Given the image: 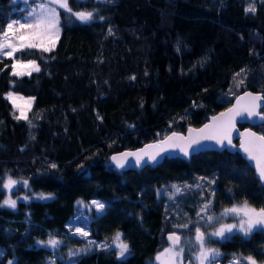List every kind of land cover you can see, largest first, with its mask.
Here are the masks:
<instances>
[{
    "label": "trees",
    "instance_id": "1",
    "mask_svg": "<svg viewBox=\"0 0 264 264\" xmlns=\"http://www.w3.org/2000/svg\"><path fill=\"white\" fill-rule=\"evenodd\" d=\"M68 4L51 51L0 57V264H155L166 234L184 241L196 231L198 208H264V185L238 152L166 158L140 171L112 165L115 153L201 127L245 91L264 93V0ZM77 11L93 19L80 21ZM21 15L20 1L0 0V25ZM14 60L40 70L14 75ZM10 91L33 97L28 120L16 119ZM253 128L264 136V121ZM6 178L21 185L15 207L2 202ZM174 185L181 192L163 193ZM91 201L104 207L87 211L88 241L70 226ZM117 233L125 257L94 244ZM51 238L55 248L39 243ZM228 240L219 245L227 254L264 259L263 230Z\"/></svg>",
    "mask_w": 264,
    "mask_h": 264
},
{
    "label": "snow or ice",
    "instance_id": "2",
    "mask_svg": "<svg viewBox=\"0 0 264 264\" xmlns=\"http://www.w3.org/2000/svg\"><path fill=\"white\" fill-rule=\"evenodd\" d=\"M59 5V7L67 10L68 12H72V8L69 7L68 0H49V3H39L37 5L38 10H33L28 13V16L25 19V22L21 23L19 20H9L5 25H0V55L3 56H13L15 53L23 51L25 49H43L44 51H51L52 48L55 46L56 39H58V12L52 5ZM246 11H255V8L249 6ZM76 18L80 21L88 22L93 19V12L91 11H77L73 13ZM100 19H104L100 17ZM30 21V22H29ZM111 34V29L109 30ZM34 71H39V67L35 65L34 61H28L27 64H22L20 62H16L12 65L13 74L14 75H30L31 71H22L20 69H28ZM135 79V77H133ZM250 95V94H249ZM9 99L12 100L13 104L15 105V99L13 98L12 93L8 94ZM253 99L259 100L264 99V97H254ZM30 107V104H29ZM239 113L235 109H229L227 113H221L219 117H212L213 121H220V123L216 126L217 132L215 133H206V130L213 128V125H205L203 129H199L198 133L200 134L201 139H210L216 140L221 145H224L225 141H227L228 145H231V135L230 130L234 127V116L238 115ZM252 111H248V115H253ZM226 117V119H224ZM16 119H24L28 120V116L24 109H21L20 115L16 116ZM192 129H189V132H192ZM177 134L173 133V137H176ZM250 136L255 137V134L252 133ZM173 137H168L165 141H161L160 145H148V148H158L155 154H147L149 155V159L151 161H156L157 157L160 156L161 152L164 151L163 145L167 144L169 141L172 140ZM183 139V137H180ZM255 140L259 143H242L240 147L249 154V156L257 161V169L259 172V178L264 180V136L255 137ZM199 140H192L188 145L191 147L192 144H198ZM173 147H177L178 145H172ZM143 152V150H141ZM187 155V151L182 149ZM258 152L259 155H255L254 153ZM122 156H134L136 157L135 163L139 164L143 159L142 156L138 155L137 153H127L121 154ZM113 161H116L117 166L124 167V162L117 159L116 156L112 157ZM147 163V161H145ZM52 167H56L52 165ZM25 185L27 181L23 182ZM17 184L16 180L11 178L8 179L7 184L3 186L5 188H11L13 185ZM179 191V189H177ZM41 198H44L43 196ZM27 199V197H25ZM79 203V202H78ZM97 209H102L104 205L98 201L92 202ZM3 205H7L9 207H15L16 201L12 199H5L3 201ZM228 213H239L242 214L244 219H241L239 223V227L245 233H248L252 230L255 226H264V208L255 209L250 208L247 203L245 202L242 206H233L231 209L225 210ZM211 219V217H208ZM237 227L236 225H226L222 226L220 230L214 233L216 236H223L225 231H232L233 228ZM77 232H80L82 235H87L84 233L82 229H77ZM120 233L116 234L115 239L120 240ZM204 236L205 234L200 231L199 228L196 229V241L200 244L201 250L199 254L200 264H204L206 260L209 258V254L214 250L204 249ZM173 239L175 243H179L180 238L178 236L170 237ZM39 243H47L53 247L57 246L59 241L55 239H49L48 241H41ZM120 255L123 256L128 251V245L126 243H120ZM169 250L166 249L165 252ZM250 264H256V261L253 260L251 257L248 258ZM11 264V262H9Z\"/></svg>",
    "mask_w": 264,
    "mask_h": 264
},
{
    "label": "rangeland",
    "instance_id": "3",
    "mask_svg": "<svg viewBox=\"0 0 264 264\" xmlns=\"http://www.w3.org/2000/svg\"><path fill=\"white\" fill-rule=\"evenodd\" d=\"M18 1H20V3H21L22 15L19 18H16L13 20H19L21 23L25 22V19L28 16L29 12H31L33 10H38L37 5L39 3H41V2L49 3V0H17V2ZM52 7H54L56 9V11L58 12L59 23H58L57 27L59 30L58 31V39H59L60 31H61V28H60V11L64 10V9L59 7V5H54V4L52 5ZM58 39H56V43H57ZM56 43H55V45H56ZM14 55L11 57L13 58ZM0 57H9V56L0 55ZM11 57H9V58H11ZM29 61H34V60H29ZM16 62H20L22 64L28 63V61L14 60L13 64ZM34 62H35V65H37L40 69L39 64L36 61H34ZM20 70L25 71V72L31 71V74L33 72H36L34 70H31L30 68L20 69ZM19 76H22V75H19ZM9 93H12L13 98L15 99V105L13 104L12 100L9 99L8 95H7V97L11 101V103L14 105V107L18 111L19 115H20L21 109H24L26 114L28 115V111H29V109L32 105V102H33V97L22 95V94L13 92V91H10ZM29 104H30V107H29ZM8 179L9 178H6L2 183V190L4 193V199L3 200L10 198V199L16 201V199H15L16 193L15 192L17 191L18 188L21 187L20 182L16 180L17 184L13 185L10 189L5 188L3 185L7 184ZM177 189H179V192H181V190L183 188L178 186V185H174V186H171V191L163 190V193H165V194L176 193V192H178ZM36 197L41 198L42 195H39ZM92 202L93 201H91V203H89V204H86V203L80 204V206H79L80 209L77 212L75 218L72 220V224L70 226L72 229V234L74 236L86 238L88 241L91 239L88 238V231L84 227V221L88 218L87 211L91 210L92 208L95 209L96 213H97V211L100 212L102 210V209H97V207ZM244 204H245V202H241V203H237L233 206H242ZM203 205H204V203L202 204V206ZM247 205L250 208H253L250 204L247 203ZM232 207H230L228 209H231ZM200 210L201 209L198 208L199 213L196 215L197 218H195V221H194V222H196V229L199 228L200 231L205 234L203 248L214 250L213 252H211L209 254V258H208V260H206L204 262V264H248L247 263V261H249L248 258L240 256V255L239 256H237V255L233 256L232 255V256H230V258L228 260L227 259L222 260L223 257L219 256V254H218V252H219L217 249L219 246L218 242L219 241L224 242V241L230 239L234 234H241L242 236L247 237L254 231H257V230H263L264 231V226H255L252 228V230L250 232L245 233L239 227V223H240L241 219H244L242 214L228 213L225 210H223L221 213L216 215V213L213 214L211 211H207L205 213H202ZM204 210L205 209H203V211ZM208 217H211V219H208ZM226 225H236L237 227L233 228L232 231H230V232L225 231L223 236L214 235V233L217 232L218 230H220L222 226H226ZM77 229H82V231L84 233H87V235H82L80 232H77ZM195 236H196V231L192 234V236H189L186 238V240L182 241V244H180L179 246L168 245L156 257L155 264H200V260L198 257L200 254L201 246L196 241ZM115 237H116V235L112 239L109 238L103 242H94V244L100 248H106V249L114 250L117 252V254L120 257H125V256L129 255V247H128V251L123 256L120 255L119 245L122 242L124 243V240H123L122 236H120V240H116ZM51 239H54V238H51ZM41 245L48 246L49 248L53 247L51 245H48L47 243H42ZM215 245H217V246H215ZM93 247H94V245L91 244L88 249H91ZM166 249H168L169 251L165 252ZM263 251H264V249H263ZM257 259L258 260L256 261V264H264V259H261L260 257ZM11 263H13V262H11Z\"/></svg>",
    "mask_w": 264,
    "mask_h": 264
},
{
    "label": "water",
    "instance_id": "4",
    "mask_svg": "<svg viewBox=\"0 0 264 264\" xmlns=\"http://www.w3.org/2000/svg\"><path fill=\"white\" fill-rule=\"evenodd\" d=\"M250 94V95H249ZM264 97L263 94H257L253 93L251 91H245L241 94H239L232 102V104L224 111L217 113L215 115H211L208 117V120L199 128L195 127H189L187 131L183 132H173L176 133L177 136L173 137V133L167 135L164 139L158 141V142H152L143 145L141 148L136 150H124L120 151L118 153H115L113 156H116L117 159L124 162V167H119L116 164V161L112 160L113 169L117 171L121 170H135L140 171L143 168L147 166H157L161 164L166 158H175L179 157L185 160H190L193 155L202 153V152H211V151H228L230 153H236L238 152L244 160L248 162V164L254 169L256 178L264 185V180H261L259 178V172L257 169V161L249 156L248 153H246L240 145L242 143H259L255 140V137L262 136L257 131H255L251 126H256L262 123L264 119V115L261 112L264 108V99L255 100L254 97ZM229 109H235L239 114L234 116V127L230 130L231 135V145L227 144V141H225L224 145H221L216 140H210V139H201L200 134L198 133L199 129H203L205 125H213V128H210L206 130L205 134L208 133H215L217 132L216 126L220 123V121H213L212 117H219L221 113H227ZM248 111H252L253 115H248ZM226 119V117L224 118ZM247 124L248 126L244 129L239 128V124ZM189 129H192V132H189ZM254 133L255 137L250 136V134ZM168 137H173L171 141H169L167 144L163 145L164 151L161 152L160 156L157 157L156 161H151L149 159V155L155 154V152L158 150V148H148L146 146L148 145H160L161 141H165ZM180 137H183V139H180ZM192 140H199L198 144H192L191 147L188 145ZM172 145H178L177 147H173ZM182 149H185L187 151V155H185V152L182 151ZM143 150V152L141 151ZM127 153H137L138 155L142 156L143 159L139 164L135 163L136 157L134 156H122L121 154H127ZM145 153L149 155H145ZM255 155H259L258 152L254 153ZM112 156V157H113ZM147 161V163H145ZM178 236L175 233H168L166 234L165 240L168 242V244L172 246H179L181 243V237L179 243H175L173 239H170V237Z\"/></svg>",
    "mask_w": 264,
    "mask_h": 264
},
{
    "label": "flooded vegetation",
    "instance_id": "5",
    "mask_svg": "<svg viewBox=\"0 0 264 264\" xmlns=\"http://www.w3.org/2000/svg\"><path fill=\"white\" fill-rule=\"evenodd\" d=\"M228 241H230V240H226V241H224V242H228ZM224 242H221V241H219L218 243H219V245H221L222 243H224ZM215 246H217V245H215ZM218 254H219V256H221V257H223V259L222 260H228L229 258H230V256H234V255H237V256H239L237 253H235V252H231V253H229V254H227L226 252H224V251H222L221 249H220V247L218 246ZM246 258H249V257H246ZM253 260H255V261H257L258 259L255 257V256H253V257H251ZM247 263L248 264H250V262L249 261H247Z\"/></svg>",
    "mask_w": 264,
    "mask_h": 264
}]
</instances>
